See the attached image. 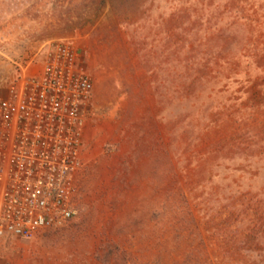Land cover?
<instances>
[{"label": "rangeland", "instance_id": "374dc122", "mask_svg": "<svg viewBox=\"0 0 264 264\" xmlns=\"http://www.w3.org/2000/svg\"><path fill=\"white\" fill-rule=\"evenodd\" d=\"M228 1H211L206 10L210 20H215L217 4ZM86 3L87 0H0V98L8 95L19 74L40 70L44 53L58 41L69 43L93 83L85 119L82 166L72 178L76 215L60 227L41 231L28 240H0V264H100L94 253L102 234L113 231L116 221L124 220L130 209L144 211V192L149 188L144 178L135 191H127L125 197L114 196V175L130 141L137 133L144 139V69L136 57L129 58L127 32L111 23L108 9L96 26L71 31L89 13ZM237 3L234 9L225 8L226 16L239 12L238 26L232 29L236 40L224 37L220 44L229 50L222 56L212 54L218 63L229 65L223 74L227 77L223 82L224 97L219 100L214 89L223 81L222 76L212 75L214 79H208V87L194 97L193 105L201 106V110L192 116V125L211 126L206 143L211 138H224L239 144V149L226 157L206 159L202 154L207 144L200 145L194 153L197 143H192V153L180 151L182 156L178 152L175 158L189 163L192 208L207 250L218 258L227 254L228 247L210 243L221 233L202 220L207 210L217 223L221 216L228 215V246H232L237 234L240 238L248 234L251 241L240 246L243 250L238 249L239 254L264 256V226L258 221L264 210V0ZM146 90L147 108L154 113L156 104L150 85ZM143 163L144 160L135 168L138 174L144 173ZM206 176L211 178L208 185L201 181ZM255 210H259L257 216L252 213ZM235 211L240 214L238 219ZM163 228L161 237H170L174 230ZM142 229L132 240L125 241L132 234L121 239L135 264H144V252L156 251L154 245L162 239L156 237L150 242ZM109 236L112 237L110 231ZM260 236V244L252 242Z\"/></svg>", "mask_w": 264, "mask_h": 264}, {"label": "trees", "instance_id": "16d2710c", "mask_svg": "<svg viewBox=\"0 0 264 264\" xmlns=\"http://www.w3.org/2000/svg\"><path fill=\"white\" fill-rule=\"evenodd\" d=\"M211 1L87 0L85 8L89 13L83 22L71 30L96 26L103 11L108 9L111 23L115 27H124L127 32V43L131 49L129 58L136 57L139 60L146 77L144 139H140L141 133H137L138 137L130 141L114 175L116 198L125 197L127 191H135L139 180L144 178V182L149 185L144 192V211L140 213L130 209L124 220L119 223L116 221L113 231L109 229L102 234L94 253L95 260L100 264H135L121 239L128 234L133 237L125 241L136 238L142 233V228L144 238H150V242L156 237L162 238L153 244L156 251L144 252V264H264V256L239 254L238 249L243 250L240 246L251 241L248 234L242 238L237 234L232 240V246H228L226 242L230 237L225 224L227 214L221 216L217 223L209 210H203L202 220L217 227L221 233L214 240H209L210 243L220 244L223 249L228 247L227 254L219 258L207 250V242L200 233L196 212L191 204L193 182L188 173L189 163L175 160L178 152L182 156L183 152L180 151L192 153V143H197L194 153L200 145L207 144L204 148H208L202 154L206 159L226 157L227 153L239 149V144L224 138H211L206 143L205 138L210 137L211 126L192 125V116L201 110V106L193 105L194 97L204 91L206 85L208 87L209 81L214 79L212 75L222 76L223 81L217 83L214 89L219 100L224 97L223 82L227 77L223 74L229 65L218 63L212 54H226L229 49L220 43L224 37L235 42L236 32H232V29L235 30L239 23V12L235 11V15L228 16L225 12V8L234 9L238 5L237 0H229L224 5L217 4L218 13L214 15L213 21L206 11ZM149 85L156 104L154 113L149 111L146 103V92L149 90L146 88ZM196 130L198 134H195ZM142 160L144 173L138 174L135 168ZM182 177L184 181H181ZM201 181L208 185L211 178L207 179L206 176ZM258 212L252 211L256 216ZM239 215L235 211V218L238 219ZM258 221L264 226V210L260 212ZM247 223V227H251V221ZM163 226H168L170 231L174 230L170 237H161L165 231ZM262 239L263 236L254 237L252 242L260 244Z\"/></svg>", "mask_w": 264, "mask_h": 264}, {"label": "built area", "instance_id": "2783aa9c", "mask_svg": "<svg viewBox=\"0 0 264 264\" xmlns=\"http://www.w3.org/2000/svg\"><path fill=\"white\" fill-rule=\"evenodd\" d=\"M92 91L74 49L58 41L0 98V240H28L76 215L72 178Z\"/></svg>", "mask_w": 264, "mask_h": 264}]
</instances>
